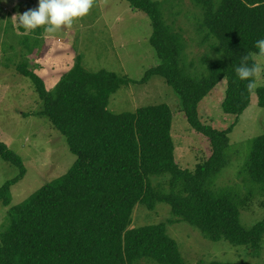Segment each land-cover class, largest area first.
Masks as SVG:
<instances>
[{
  "label": "trees",
  "instance_id": "16d2710c",
  "mask_svg": "<svg viewBox=\"0 0 264 264\" xmlns=\"http://www.w3.org/2000/svg\"><path fill=\"white\" fill-rule=\"evenodd\" d=\"M127 1L150 18V44L160 61L141 81L106 70L91 72L79 56L50 91L28 63L18 66L41 101L35 116L46 118L66 138L76 161L66 174L10 209L0 233V264H135L145 258L187 264L165 223L131 228L137 205L155 211L160 203L171 207L174 222L197 228L210 241L247 247L253 256L263 250L264 220L251 229L240 223L254 191L242 195L232 188L216 194L209 190L227 166L233 126L221 131L203 123L199 106L225 78L223 112L241 115L251 104L253 90L235 69L255 61V42L264 39V0H192L203 12V41L215 39L212 48L220 55L201 78L181 67L185 39L166 23L162 3ZM156 76L172 87L192 129L210 142L212 155L194 171L176 162L173 111L167 104L134 113L108 109L122 86L147 84ZM258 103L264 108V87L258 90ZM0 159L18 168L17 177L0 188V202L9 207L11 189L24 179L27 168L1 139ZM245 172L264 193V135L253 140Z\"/></svg>",
  "mask_w": 264,
  "mask_h": 264
},
{
  "label": "rangeland",
  "instance_id": "374dc122",
  "mask_svg": "<svg viewBox=\"0 0 264 264\" xmlns=\"http://www.w3.org/2000/svg\"><path fill=\"white\" fill-rule=\"evenodd\" d=\"M153 1L162 3L166 23L185 39L181 67L193 77L207 76L208 63L220 55L212 48L215 39L204 42V33L199 32L201 8L192 0ZM38 5L39 0H0V139L23 159L27 168L24 179L11 189V206L0 202V233L8 223L12 207L66 174L76 161L66 138L46 118L35 116L41 101L33 83L18 72V66L28 63L51 91L74 67L79 56L91 72L106 70L133 81H141L149 69L160 64L150 44L153 33L150 18L132 9L127 0H94L86 16L54 33L45 32L43 27L25 31L17 16ZM253 59L264 64V57L253 55ZM256 83L251 104L241 115L223 112L226 78L199 106L203 123L221 131L233 126L225 151L227 166L210 182L209 190L216 194L232 188L242 195L254 191L249 206L240 216V223L246 229L264 220V193L245 172L253 140L264 135V108L258 103L264 72ZM161 104H167L173 111L171 136L176 162L181 168L194 171L212 155L210 142L189 125L178 96L162 77H153L147 84L122 86L111 97L108 109L114 114L134 113L139 108ZM17 175V167L0 159V188ZM174 220L167 204H158L155 211L137 205L131 228L165 223L187 264H264V243L260 255L253 256L247 247L234 246L226 240L210 241L197 228ZM135 264L158 263L145 258Z\"/></svg>",
  "mask_w": 264,
  "mask_h": 264
},
{
  "label": "clouds",
  "instance_id": "9594fccd",
  "mask_svg": "<svg viewBox=\"0 0 264 264\" xmlns=\"http://www.w3.org/2000/svg\"><path fill=\"white\" fill-rule=\"evenodd\" d=\"M94 0H39L38 8L29 9L18 15V23L25 31L44 28L47 33H54L61 26L71 27L74 20L86 16L93 7ZM258 52L256 57H264V39L255 42ZM248 61L250 57H245ZM240 80L248 81L249 91L257 87V79L264 72V64L255 61L249 66L242 64L235 69Z\"/></svg>",
  "mask_w": 264,
  "mask_h": 264
}]
</instances>
